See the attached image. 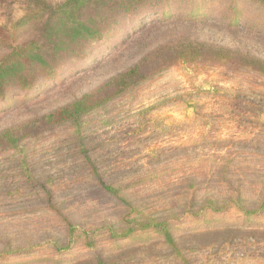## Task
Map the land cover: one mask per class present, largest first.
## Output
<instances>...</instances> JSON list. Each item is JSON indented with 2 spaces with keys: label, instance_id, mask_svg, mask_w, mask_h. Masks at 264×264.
I'll use <instances>...</instances> for the list:
<instances>
[{
  "label": "rangeland",
  "instance_id": "rangeland-1",
  "mask_svg": "<svg viewBox=\"0 0 264 264\" xmlns=\"http://www.w3.org/2000/svg\"><path fill=\"white\" fill-rule=\"evenodd\" d=\"M203 1L201 23L172 19L186 11L180 0L148 17L125 15L82 54L59 60L55 77L0 99V264H264V211L213 216L203 204L234 200L237 187L249 211L264 199L259 77L235 61L202 58L161 72L158 61L146 63V80L119 92L114 83L177 30L218 46L246 44L264 60V10L245 0ZM26 10L25 0L0 8L14 45L36 34L31 22L12 26ZM147 20L166 21L143 39ZM8 52L0 47V58ZM230 161L236 170L226 177ZM94 165L120 198L90 176ZM198 189V219L182 216L180 205ZM170 215L161 230L134 223ZM87 236L97 250L86 248Z\"/></svg>",
  "mask_w": 264,
  "mask_h": 264
},
{
  "label": "trees",
  "instance_id": "trees-1",
  "mask_svg": "<svg viewBox=\"0 0 264 264\" xmlns=\"http://www.w3.org/2000/svg\"><path fill=\"white\" fill-rule=\"evenodd\" d=\"M166 1L168 0H64L53 3L50 0H25L26 13L21 19L13 23L12 26H16L22 22H31L35 26L36 34L33 38L14 45L13 34L9 32V28L6 25L0 26V47L9 51L0 58V99L5 97L11 90H34L39 82L55 77L53 72L59 60L64 59L68 54L79 56V54L84 52L87 43L101 41L110 33L120 18L125 15H132L133 17L142 13L143 15L145 14L144 17H148L149 9L158 8L159 5ZM194 1H198V3L193 5ZM245 1L262 11L264 10V0ZM202 3H204L203 0H180V4L184 5L186 11L184 15L173 16L172 19L188 23L203 22L204 18H198L197 15V12L200 11L198 5ZM6 6L7 0H0V8ZM187 13L193 16V19H188L189 17L185 16ZM209 18L206 17L205 19ZM164 21L166 20L157 22L147 20L143 24L142 33L139 37H143L144 39L155 35L160 31L156 25H162L165 23ZM142 47L146 48L143 45ZM246 47H248L246 44L241 46H218L209 41H202L198 37L192 39L186 31L177 30L163 44L153 49L148 48V52H145V57L136 65L118 75L114 79V83L117 84L119 92L124 90V88H130L131 85H137V83L146 80L147 77L141 74L146 63L158 61V64H161L158 72H161L175 61L193 64L205 58L209 62L217 63L235 61L244 70L259 77L258 80H261L263 85L260 91L264 92V60L253 58ZM232 163L233 161H230L226 167L222 168V172H224L226 177L233 174L236 170V166ZM90 176L98 180L101 188L106 191L105 193L108 196L120 198L119 191L112 190L106 183L101 181L102 175H100L95 165L91 167ZM191 187H193V191L196 188L193 185ZM237 189L238 193L234 200L227 199L225 202H219L218 199L206 200V203H203L205 213L207 215L218 216L234 211L235 218H244L252 212L261 214L264 211V199L260 198L262 195L258 196L255 200L256 210L249 211V209L245 208L247 207L246 200L242 201L240 198L239 187ZM199 190H196L192 197H186L185 203L180 205L183 207L182 216H188V218L194 220L198 219L195 218L198 217L195 214V206L198 205L199 201L201 202V199H198ZM140 214L142 213L139 212L138 215ZM140 218L136 217L134 222L135 224H139L136 227L137 229L156 228L159 230L161 226L170 224V219L172 218L173 220L174 217L170 215L160 222H158L159 219H150L148 223H136ZM128 234H122L121 236L130 237L135 233ZM163 234L166 236V242L174 245V240L170 233L166 232L165 234L163 232ZM69 238H73V231L70 232ZM94 240V238L85 237L84 245L86 248H91L94 251L97 250ZM74 242L77 243L78 241ZM55 244L58 243L55 242Z\"/></svg>",
  "mask_w": 264,
  "mask_h": 264
}]
</instances>
